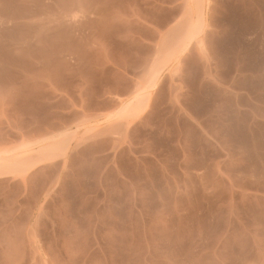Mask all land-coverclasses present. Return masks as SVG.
Here are the masks:
<instances>
[{
    "label": "rangeland",
    "instance_id": "obj_1",
    "mask_svg": "<svg viewBox=\"0 0 264 264\" xmlns=\"http://www.w3.org/2000/svg\"><path fill=\"white\" fill-rule=\"evenodd\" d=\"M2 1L0 264H264V0Z\"/></svg>",
    "mask_w": 264,
    "mask_h": 264
},
{
    "label": "crops",
    "instance_id": "obj_2",
    "mask_svg": "<svg viewBox=\"0 0 264 264\" xmlns=\"http://www.w3.org/2000/svg\"><path fill=\"white\" fill-rule=\"evenodd\" d=\"M25 3L26 4L29 3V0L25 1ZM12 17H14L13 14L6 9L4 2L2 0H0V18L8 19V18H12ZM21 17L35 18V17H40V15H30V14H28V12H26V14H23ZM162 50H165V48H162ZM211 59L213 62L217 61V59L214 57V55L212 56ZM258 73L261 75L264 73V66H262V68L259 70V72L254 73V75L256 76Z\"/></svg>",
    "mask_w": 264,
    "mask_h": 264
},
{
    "label": "bare ground",
    "instance_id": "obj_3",
    "mask_svg": "<svg viewBox=\"0 0 264 264\" xmlns=\"http://www.w3.org/2000/svg\"><path fill=\"white\" fill-rule=\"evenodd\" d=\"M182 49V48H181ZM183 51H184V49H183ZM39 149H40V147H39Z\"/></svg>",
    "mask_w": 264,
    "mask_h": 264
}]
</instances>
